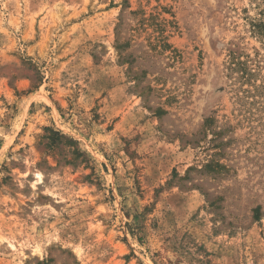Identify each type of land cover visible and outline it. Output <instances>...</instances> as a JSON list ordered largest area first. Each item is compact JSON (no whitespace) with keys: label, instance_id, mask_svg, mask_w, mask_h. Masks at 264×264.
<instances>
[{"label":"rangeland","instance_id":"obj_1","mask_svg":"<svg viewBox=\"0 0 264 264\" xmlns=\"http://www.w3.org/2000/svg\"><path fill=\"white\" fill-rule=\"evenodd\" d=\"M256 0H0V264H264Z\"/></svg>","mask_w":264,"mask_h":264},{"label":"trees","instance_id":"obj_2","mask_svg":"<svg viewBox=\"0 0 264 264\" xmlns=\"http://www.w3.org/2000/svg\"><path fill=\"white\" fill-rule=\"evenodd\" d=\"M254 14L245 9V25L250 35L261 45L263 51L256 49L253 55L245 54L243 57L238 50L230 49L226 60L228 72H236V79L242 83L251 82L255 72L264 66V0H256Z\"/></svg>","mask_w":264,"mask_h":264}]
</instances>
